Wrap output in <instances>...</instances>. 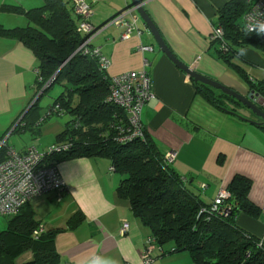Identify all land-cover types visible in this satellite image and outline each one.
Segmentation results:
<instances>
[{"label":"crops","instance_id":"0c3cea01","mask_svg":"<svg viewBox=\"0 0 264 264\" xmlns=\"http://www.w3.org/2000/svg\"><path fill=\"white\" fill-rule=\"evenodd\" d=\"M62 1L70 6L69 0ZM87 1L92 10L90 22L100 28L92 43L109 61L106 74L139 70L143 61L147 62L144 69L154 99L142 107L140 119L162 155L167 151L175 153L170 163L172 168L189 178L206 204L221 188L226 189L234 175H243L251 181L249 200L261 208L264 205V141L259 140H264V132L259 127L262 119L244 105L228 102L229 106L219 109L208 104L197 93L192 79L158 48L136 11V25L141 31L139 36L132 33L122 39V26L105 24L130 6V0ZM139 1L178 61L208 78L222 82L227 79L233 88L234 83L240 81L238 73L216 57L208 39L211 26L218 22V9L229 0ZM41 4L42 0H0V28L30 25L23 13L5 11L1 9L3 5L27 11ZM138 44L150 45L151 49L140 52L136 49ZM242 48L246 49V54L235 56L232 62L251 81H264L263 54L252 47ZM35 70L33 52L19 40L0 35V135L31 102ZM230 74L234 76L230 77ZM241 81L249 94L247 83ZM263 100L257 96L252 101L264 109ZM30 119L37 120L33 114ZM40 124L29 131V140L7 145L17 151L28 145L43 149L55 141L56 134L63 129L57 125L55 134L46 140L42 135L44 126L39 128ZM9 132L6 143L11 138ZM56 166L66 186L59 200L49 191L31 198L26 205L32 209L34 219L43 230L62 229L54 238L60 264H89L97 257L109 264H142L139 251L150 233L131 215L126 202L116 198L115 187L122 175L109 172L108 159L70 158L56 163ZM76 210L82 213L83 220L74 228L66 229V218ZM3 216L0 215V229L5 228L9 217ZM123 219L128 229L120 235L118 229ZM236 224L264 240V219L261 216L255 218L239 213ZM170 247L166 244L161 249L164 251ZM150 256L152 264H191L185 251L161 255L154 249ZM30 258L31 253L24 252L13 264H29Z\"/></svg>","mask_w":264,"mask_h":264},{"label":"trees","instance_id":"16d2710c","mask_svg":"<svg viewBox=\"0 0 264 264\" xmlns=\"http://www.w3.org/2000/svg\"><path fill=\"white\" fill-rule=\"evenodd\" d=\"M1 9L23 13L29 22L25 27L0 28V35L19 40L33 52L37 73L30 107L7 127L0 139L9 131L32 132L37 125L30 117L37 114L39 98L56 87L59 91L50 105L57 104L68 119L53 143L67 142L69 147L48 155L47 160L58 163L78 157L108 159L109 172L122 175L115 187L116 198L126 202L131 215L148 228V238L153 244L171 246L162 250L161 255L185 251L191 264H264V240L261 242V238L236 224L239 213L260 216V208L248 198L251 181L247 177L236 174L226 186L229 197L225 203L230 204L231 213L225 217L210 215L201 209H207L212 200L204 203L189 178L181 176L163 160L145 129L142 138L116 140L108 126L123 112L106 100L110 75L99 69L96 58L75 51L82 35L76 32L77 17L68 3L42 0L40 6L27 11L8 5ZM247 9L246 0H229L218 9L226 51L218 49L215 42L210 43L216 57L247 83L248 91L264 98V81H251L232 62L242 47H252L264 56V37L244 29L242 16ZM193 84L197 93L215 108L224 109L223 100L240 104L218 89L198 82ZM259 127L264 132V125ZM26 203L16 214L9 215L5 228L0 229V264H13L24 252L31 253L29 264H60L54 238L62 229L42 230L34 237L33 231L40 223ZM82 220V213L76 210L66 218L65 227L72 229Z\"/></svg>","mask_w":264,"mask_h":264},{"label":"built area","instance_id":"2783aa9c","mask_svg":"<svg viewBox=\"0 0 264 264\" xmlns=\"http://www.w3.org/2000/svg\"><path fill=\"white\" fill-rule=\"evenodd\" d=\"M69 1L71 10L77 17L76 32L82 35V40L75 51L89 54L96 58L99 69L105 71L109 66V61L100 52L99 47L92 43V39L100 28L94 27L90 22L92 15L91 5L87 0ZM246 2L248 9L242 16L244 29L246 25L253 22L257 6L259 11L264 13V0H246ZM135 8L136 6H127L124 10L111 17L105 24L122 26L123 29L120 34L122 39L128 38L132 33L139 36L141 31L136 25L137 15ZM261 19H264V17H261ZM208 39L211 42H215L218 49L226 51L224 30L220 23L216 22L211 26ZM136 49L143 52L149 51L151 47L150 45L138 44ZM146 64L147 62L144 60L143 66L139 70L125 71L107 76L108 92L106 100L119 107L123 112L121 116H117L111 121L108 126L113 130L116 140L119 142L143 137L144 128L140 120L141 108L154 99L149 89L150 80L147 71L144 69ZM262 105L264 107V100ZM52 114H62L57 104L47 105L44 114L38 117L35 124L39 125L46 117ZM5 139L6 136L0 139V148L2 149L0 158V215H14L28 200L48 191H54L56 200H59L66 186L58 172L56 162L47 160V156L52 153L66 151L69 143H53L42 151H39L33 145H28L23 150L17 151L7 145ZM174 155L173 151H167L163 154V160L166 163H171ZM228 197L229 192L221 188L215 194L208 208L201 209V211L210 215L228 216L231 213L230 204L225 203ZM260 216L264 219V205L260 208ZM127 229V222L123 219L119 225V234H124ZM42 230V226L39 225L33 231L34 237ZM262 241L263 239H261ZM154 249L159 254L162 251L161 247L153 244V240L148 238L142 250L139 251L142 264L153 263V258L150 254Z\"/></svg>","mask_w":264,"mask_h":264},{"label":"water","instance_id":"95a60500","mask_svg":"<svg viewBox=\"0 0 264 264\" xmlns=\"http://www.w3.org/2000/svg\"><path fill=\"white\" fill-rule=\"evenodd\" d=\"M130 6H136L135 11L141 18V20L144 22L145 26L153 36L158 48L166 55L177 67H179L182 71H184L193 82H200L202 84H205L207 86H210L214 89H219L223 93H226L230 96H232L234 99L239 101L242 105H244L247 109H249L252 113H254L256 116L260 117L262 119V124L264 125V109H261L257 104H255L252 100L258 96L257 93L254 91H251L248 96H242L239 93L235 92L233 89L224 86L223 84L219 83L218 81L208 78L204 75H201L195 71H193L188 66L182 64L180 61H178L172 53L168 50L166 45L164 44L163 40L159 36L158 31L156 30L155 26L153 25L152 21L148 17V15L145 13V11L142 9L140 5L139 0H130ZM32 101L27 105L26 109L22 114L26 112V110L30 107ZM22 116V115H21ZM20 116V117H21Z\"/></svg>","mask_w":264,"mask_h":264},{"label":"rangeland","instance_id":"374dc122","mask_svg":"<svg viewBox=\"0 0 264 264\" xmlns=\"http://www.w3.org/2000/svg\"><path fill=\"white\" fill-rule=\"evenodd\" d=\"M226 76V75H225ZM225 76H223L225 78ZM234 75L233 74H230V77H233ZM218 81L219 83L223 84L224 86L226 87H229L231 89H233L235 92L239 93L240 95L242 96H246V95H249L247 93V90H246V86L243 84V82L240 81L239 82H235L234 84V88L229 86L228 85V81L227 79H224L223 82L220 81V80H216ZM219 90V89H218ZM58 89L56 87H53L51 89H49L48 91H46L40 98H39V101H38V104H39V108L37 110V114H35V118L38 119V117L42 116L45 112V107L51 103L52 99L55 97V95L58 93ZM216 91V90H215ZM34 92V91H33ZM33 92L31 94V98L33 96ZM216 92H219V91H216ZM245 94V95H244ZM35 98V97H34ZM33 100V98H32ZM31 100V101H32ZM224 106H229L228 105V102H225V100H223V102H221ZM238 105H241L238 104ZM26 109V107L23 109V111L21 113L24 112V110ZM68 119V116L64 113L60 114V115H55V114H52L51 116H49L48 118H45L42 122H41V126L39 128H41L42 126H44V130H42V135H45L43 137V139H46V140H49L51 138L52 135H54L55 133V130L57 128V125L58 127H62L64 122ZM252 127H254V125H252ZM11 135V138L9 140H7L8 142L6 144H9L10 142H14L18 145L19 143L21 144L24 141H27L29 140V131L26 130V132H13V133H9ZM7 133L4 136H6ZM41 135V134H40ZM7 137V136H6ZM6 140V139H5ZM260 141H264L262 139H259ZM53 142L55 141H52V143H50L49 145H46L43 149H38L39 151H42V150H45L47 147H49L50 145L53 144ZM263 143V142H262ZM10 145V144H9ZM260 148H262V146H260ZM3 217H6V216H3Z\"/></svg>","mask_w":264,"mask_h":264},{"label":"clouds","instance_id":"9594fccd","mask_svg":"<svg viewBox=\"0 0 264 264\" xmlns=\"http://www.w3.org/2000/svg\"><path fill=\"white\" fill-rule=\"evenodd\" d=\"M261 17H264V13L259 11V7L257 6V10L254 13L253 22L246 25L245 31L255 33L258 37H264V19H261ZM246 54V49L241 48L237 50V55L241 56ZM89 264H109L108 261L97 257L96 259H93L89 262Z\"/></svg>","mask_w":264,"mask_h":264}]
</instances>
